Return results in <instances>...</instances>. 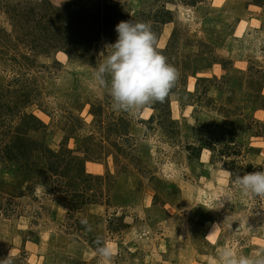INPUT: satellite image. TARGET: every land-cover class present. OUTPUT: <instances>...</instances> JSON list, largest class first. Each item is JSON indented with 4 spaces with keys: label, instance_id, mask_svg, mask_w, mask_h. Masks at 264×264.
<instances>
[{
    "label": "rangeland",
    "instance_id": "374dc122",
    "mask_svg": "<svg viewBox=\"0 0 264 264\" xmlns=\"http://www.w3.org/2000/svg\"><path fill=\"white\" fill-rule=\"evenodd\" d=\"M6 1L15 0H0V98L10 107L0 143L17 135L7 127H32L30 114L39 124L27 137L77 161L58 177L43 152L0 159V260L100 264L97 238L112 264H214L221 247L264 249V198L242 196L222 171L264 170V0H107L150 23L179 71L168 98L136 116L113 110L91 80L113 39L81 58L53 46L39 54L25 42L35 21L11 25Z\"/></svg>",
    "mask_w": 264,
    "mask_h": 264
},
{
    "label": "clouds",
    "instance_id": "9594fccd",
    "mask_svg": "<svg viewBox=\"0 0 264 264\" xmlns=\"http://www.w3.org/2000/svg\"><path fill=\"white\" fill-rule=\"evenodd\" d=\"M115 32L116 41L104 46L100 54L103 60L92 68L91 80L111 98L113 110L136 116L153 104L166 100L175 87L179 71L158 50L157 36L150 23L121 21L115 26ZM222 171L242 196L264 198V170L242 175L223 168ZM233 198L227 195L209 210L222 208ZM228 219L226 217L224 221ZM82 223L86 224V221ZM218 228L216 226L214 230ZM88 230L91 231L90 226ZM93 254L100 258V264L113 262V248L101 238H97ZM0 264H12V261L7 257L0 260ZM214 264H264V249L245 255L234 252L230 247H221L214 257Z\"/></svg>",
    "mask_w": 264,
    "mask_h": 264
},
{
    "label": "trees",
    "instance_id": "16d2710c",
    "mask_svg": "<svg viewBox=\"0 0 264 264\" xmlns=\"http://www.w3.org/2000/svg\"><path fill=\"white\" fill-rule=\"evenodd\" d=\"M7 3L10 5V8L6 11V14L10 18L11 25L19 19H23L27 24L30 21H35L34 28L29 32L32 36L31 41L25 40V42H29L31 47L38 50L37 52L43 50V47L53 46L52 48L55 50L65 52L68 57L77 56L74 58L85 56V54L89 52L91 45L102 36H107L115 42L117 38L115 26L119 22L128 20L138 21L136 16L130 11L125 10L118 3L107 0H102L100 3L88 6L79 5L78 3L75 4L66 0L57 6L51 4L49 0H26V2L24 0H15L14 2ZM23 3H27L28 7H26V5L21 7L20 5ZM17 5L19 8L16 7ZM37 10L38 13H36ZM139 15L143 17V14ZM44 18L47 19L48 25H53L52 28L42 23ZM37 47L38 49H36ZM158 50L165 55L163 49ZM47 53L46 51H41L39 54L45 55ZM1 100L0 98V131L2 130L3 124L1 123L2 113L10 110L9 105H6L4 102L2 104ZM161 113L164 114L163 111H161ZM26 117H29L30 121L35 122L32 124V127H28L27 124L25 125V122L22 120L23 123L20 124L21 127H15L12 131L11 126L6 128L8 134L16 133L17 135L13 137L9 143H0V159L16 163H19L20 160H24L23 163L25 164L30 154L33 152H43L46 154V159H48L46 162L48 163L49 172L58 177H68L73 170H69L68 167H66V163L70 162V159L73 161H77V159L73 156H70L68 159L62 157L65 153V149H60L59 152L56 153L46 147H39L37 142L27 137L24 131L29 130V128H36L39 121L30 114ZM153 119L154 118L151 116L148 121ZM118 121L124 122L122 118H118L117 122ZM66 152L70 153L69 150H66ZM73 195L72 204L76 199L78 202H81L78 199L79 193H73Z\"/></svg>",
    "mask_w": 264,
    "mask_h": 264
}]
</instances>
